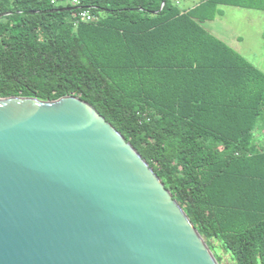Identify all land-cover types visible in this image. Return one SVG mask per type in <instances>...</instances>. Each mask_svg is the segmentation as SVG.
Returning <instances> with one entry per match:
<instances>
[{
	"label": "trees",
	"instance_id": "1",
	"mask_svg": "<svg viewBox=\"0 0 264 264\" xmlns=\"http://www.w3.org/2000/svg\"><path fill=\"white\" fill-rule=\"evenodd\" d=\"M180 1L83 0L99 16L85 22L49 0H0L11 12L0 18V97L88 102L154 168L219 263L214 241L235 264H264V72L203 25L220 6L264 11V0Z\"/></svg>",
	"mask_w": 264,
	"mask_h": 264
},
{
	"label": "water",
	"instance_id": "2",
	"mask_svg": "<svg viewBox=\"0 0 264 264\" xmlns=\"http://www.w3.org/2000/svg\"><path fill=\"white\" fill-rule=\"evenodd\" d=\"M0 264L220 263L91 104L12 96L0 97Z\"/></svg>",
	"mask_w": 264,
	"mask_h": 264
},
{
	"label": "rangeland",
	"instance_id": "3",
	"mask_svg": "<svg viewBox=\"0 0 264 264\" xmlns=\"http://www.w3.org/2000/svg\"><path fill=\"white\" fill-rule=\"evenodd\" d=\"M202 0H181V7L189 9ZM222 13L216 19L204 23V27L213 35L226 42L242 54L250 63L264 72V11L221 6ZM260 130L257 138L264 142V111L259 119ZM216 244V254L220 264H235L231 253L225 250L219 242Z\"/></svg>",
	"mask_w": 264,
	"mask_h": 264
},
{
	"label": "built area",
	"instance_id": "4",
	"mask_svg": "<svg viewBox=\"0 0 264 264\" xmlns=\"http://www.w3.org/2000/svg\"><path fill=\"white\" fill-rule=\"evenodd\" d=\"M52 5L56 6H65L69 8H74L73 10H77V19L85 21V22H91V21H97L99 16L95 13H93L89 7L83 6V0H49Z\"/></svg>",
	"mask_w": 264,
	"mask_h": 264
},
{
	"label": "crops",
	"instance_id": "5",
	"mask_svg": "<svg viewBox=\"0 0 264 264\" xmlns=\"http://www.w3.org/2000/svg\"><path fill=\"white\" fill-rule=\"evenodd\" d=\"M221 7V6H220ZM233 7V6H232ZM220 10H221V8H220ZM222 11V10H221Z\"/></svg>",
	"mask_w": 264,
	"mask_h": 264
}]
</instances>
